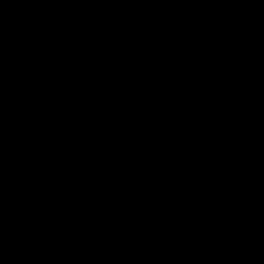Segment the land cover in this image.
I'll return each mask as SVG.
<instances>
[{"label":"water","instance_id":"95a60500","mask_svg":"<svg viewBox=\"0 0 264 264\" xmlns=\"http://www.w3.org/2000/svg\"><path fill=\"white\" fill-rule=\"evenodd\" d=\"M0 264H264V0H0Z\"/></svg>","mask_w":264,"mask_h":264}]
</instances>
